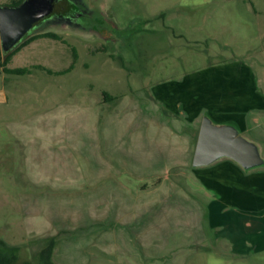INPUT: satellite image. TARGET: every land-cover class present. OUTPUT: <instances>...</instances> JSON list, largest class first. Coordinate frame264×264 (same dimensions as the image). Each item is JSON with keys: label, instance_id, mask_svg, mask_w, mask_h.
I'll return each mask as SVG.
<instances>
[{"label": "rangeland", "instance_id": "rangeland-1", "mask_svg": "<svg viewBox=\"0 0 264 264\" xmlns=\"http://www.w3.org/2000/svg\"><path fill=\"white\" fill-rule=\"evenodd\" d=\"M81 1L90 16L77 27L54 21L31 35L59 39L18 45L8 63L0 44V239L18 247L15 264H177L176 252L185 264H264V253L235 256L205 227L193 156L207 118L152 96L232 57L264 93V0ZM17 68L30 73L4 72ZM239 136L256 147L264 132ZM175 189L201 202L206 240L177 229L163 251L153 224Z\"/></svg>", "mask_w": 264, "mask_h": 264}, {"label": "crops", "instance_id": "crops-1", "mask_svg": "<svg viewBox=\"0 0 264 264\" xmlns=\"http://www.w3.org/2000/svg\"><path fill=\"white\" fill-rule=\"evenodd\" d=\"M259 84L261 81L252 67L232 57L177 81L160 84L153 88L152 96L167 109L181 107L191 117L202 116L209 123L232 128L239 135L259 127L264 132V93ZM254 138L257 144L254 148L264 149V137ZM258 156L261 163L251 167L219 157L194 171L199 186L197 197L203 195L208 199L205 227L212 232L216 243L230 247L231 254L239 257L264 253V157ZM169 178L168 173L157 184L160 186ZM173 193L169 196L170 207L165 210L167 219L153 224L165 231L166 239L160 249L164 251L168 247L177 229L184 230V235L198 236V242L205 243L206 238L196 231L202 229L201 202L185 190L175 189ZM187 202L193 206L192 211L187 208ZM136 243L139 244L137 240ZM145 244L140 245L146 248ZM174 254V262L185 264L179 253Z\"/></svg>", "mask_w": 264, "mask_h": 264}, {"label": "water", "instance_id": "water-1", "mask_svg": "<svg viewBox=\"0 0 264 264\" xmlns=\"http://www.w3.org/2000/svg\"><path fill=\"white\" fill-rule=\"evenodd\" d=\"M56 0H23L18 6L0 7V44L4 54L10 53L34 26L48 17ZM219 157H228L247 167L261 163L256 149L232 128L201 122L193 164L206 166Z\"/></svg>", "mask_w": 264, "mask_h": 264}, {"label": "trees", "instance_id": "trees-1", "mask_svg": "<svg viewBox=\"0 0 264 264\" xmlns=\"http://www.w3.org/2000/svg\"><path fill=\"white\" fill-rule=\"evenodd\" d=\"M22 2H23V0H19L13 6H18ZM0 7H1V5H0ZM32 32H30L18 45L30 43L31 41H33L37 38L59 39L58 36H56L54 34H50V33L40 34L37 36H31ZM17 46L10 53L4 55V63H8V61H10L13 53L18 48ZM75 60H76V58L74 59V62H75ZM73 66H74V64L71 65L67 71H70L73 68ZM33 68L45 70L42 66H34ZM4 72L7 74H10V75L21 76V75L30 73V69H28V68L4 69ZM53 247H54V244L51 241L49 243V245L47 246V248L42 251V258H45V257L49 258V256L52 253ZM17 253H18V247L10 246L7 243H5L2 239H0V264H15L17 261Z\"/></svg>", "mask_w": 264, "mask_h": 264}, {"label": "flooded vegetation", "instance_id": "flooded-vegetation-1", "mask_svg": "<svg viewBox=\"0 0 264 264\" xmlns=\"http://www.w3.org/2000/svg\"><path fill=\"white\" fill-rule=\"evenodd\" d=\"M85 9L86 7L81 0H56L52 13L36 24L33 30L54 21L64 23L71 27H77L80 20L90 16Z\"/></svg>", "mask_w": 264, "mask_h": 264}]
</instances>
